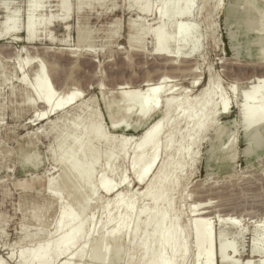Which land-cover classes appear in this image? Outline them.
Here are the masks:
<instances>
[{
    "label": "rangeland",
    "instance_id": "obj_1",
    "mask_svg": "<svg viewBox=\"0 0 264 264\" xmlns=\"http://www.w3.org/2000/svg\"><path fill=\"white\" fill-rule=\"evenodd\" d=\"M171 1L68 0V30L64 24L56 22L46 32L39 30L43 38L40 36L33 45L10 40L0 42V258L5 264H17L24 250L54 245L60 234L57 224L61 203L75 210L79 220L86 221L82 231L84 240L77 246L81 251L79 258L70 257L71 261L69 252L59 258L53 256L51 264L67 260L71 264H101V258L90 259V252L100 228L96 222L104 219L112 203L110 196L97 191L98 187L107 178L115 185H123H120L122 196L132 194L140 200L139 194L145 187L135 184L131 162L137 140H141L155 120V115L124 103L123 92H142L147 81L156 83L161 78H167V92L162 99L165 95L170 96L171 89L180 104L193 101L212 80L211 100L219 103L222 94L230 103L229 114L220 117L219 130L207 131L191 149L193 165L183 172V182L173 196L181 219L180 231L183 234L189 225L187 215L194 203L210 201L216 214L222 217L231 214V217L243 220L242 235L229 226L223 231V239L235 244L237 252L230 254L233 260H238V264L248 260L261 264V259H251L250 253L256 238L255 222L264 217V137L258 145L245 131L239 107L243 104L247 83L264 71L256 57L259 49L264 48V40H260L264 37V0H255L259 9L250 17L241 15V3L236 4L232 9L234 13L229 15L234 0H226L220 6L217 0H192L194 5L189 18L169 19L165 23L169 32L180 23L195 28L194 38L199 46L189 62L176 60L178 48L175 43L169 46L171 57L154 52L159 12ZM187 1L181 0V5ZM4 2L6 7H3ZM28 2L0 0V22L7 12L18 10L21 39L27 24ZM147 6L151 12H142L141 9ZM59 12L58 2L49 1L34 16L36 20L48 21ZM46 34H52L55 42H47ZM192 47L190 42L185 50L190 51ZM68 50L77 51L75 59L67 58ZM35 55L45 66L56 98L69 100L66 110L45 120H38L36 115L43 112V107L32 105L34 97L30 88L19 81L22 72L18 63ZM173 61L180 66H174ZM189 64L193 65L187 67ZM36 70L33 66L23 70L27 84H32ZM95 118L99 119L98 128L104 135L101 139H89L84 131ZM75 125L83 132L77 134ZM179 129H185L184 123ZM75 137L79 138L80 144L87 143L85 152L76 155L77 164L88 163L93 152L100 151L89 186L73 175L68 162L56 164L53 159L61 142L66 151L75 153L78 148ZM233 138L235 144L230 150ZM105 139H112L113 145L106 147ZM124 139L127 140L125 147L122 146ZM164 154V148L160 149L152 172ZM62 178L67 179V188L59 189L58 204L49 197L55 190L50 191L46 181H61ZM142 204L147 205V202ZM220 228L217 224L216 235L214 231V244L217 245L221 240ZM127 245L117 262L112 261L113 255L109 254L110 264L138 262V256L131 255L135 251L130 252ZM158 248L156 245L155 250ZM187 249L189 255L194 254L191 245ZM187 264L195 263L190 257Z\"/></svg>",
    "mask_w": 264,
    "mask_h": 264
},
{
    "label": "bare ground",
    "instance_id": "obj_2",
    "mask_svg": "<svg viewBox=\"0 0 264 264\" xmlns=\"http://www.w3.org/2000/svg\"><path fill=\"white\" fill-rule=\"evenodd\" d=\"M49 1L58 2L60 7L59 14L51 16L48 21L43 19L36 20L35 12ZM133 1L139 2L140 0ZM217 2L220 6L226 0H217ZM28 3L27 24L24 29L23 39L19 36L20 27L17 24L19 13L18 10H14L13 12H7L0 22V42L10 40L15 43L33 45L39 41L40 36L43 38V33L39 35V30L43 29L45 31L51 24L56 22L64 24L65 29L68 30L69 24L67 20L70 11L68 0H29ZM238 3H241L239 6H243L241 15L244 14L247 17H250L251 13L258 8L255 0H234L228 10L229 15L234 13L232 9H235ZM193 5L192 0L187 1L184 5H181V0H173L160 10L154 49L157 55L171 57L169 46L175 43L178 48L177 61L180 59H184L186 62L193 60L192 55L199 46L198 40L194 38L195 28L190 24L183 23L177 24L170 32L165 28V23L169 19L175 17L178 18L177 20L189 18L192 14ZM3 7H6L5 2ZM141 11L150 13L151 8L147 6ZM262 18L264 19V17ZM242 22H244L243 18ZM262 23L264 22L262 21ZM244 26L247 25L245 24ZM262 27L264 28V26ZM45 36L46 38H44L47 42H55L52 34L50 36L46 34ZM260 40H264V37L260 38ZM190 42H192L193 47L190 51H186V46ZM23 49V47L20 49L21 53ZM8 50L4 49L6 52ZM48 50L47 48V53ZM259 51L256 57L260 60V64L264 66V48L259 49ZM69 52L67 58L75 59L77 51L71 50ZM93 62L96 63L95 60ZM18 64L22 72V77L19 79L20 84L27 89L30 88L34 97L32 105L35 107L38 104L43 107V112L39 116L36 115L38 120L39 118H42V120L48 119L69 107V100L65 101L56 98L53 85L50 84L51 81L46 75L45 66L36 55L30 60L27 58ZM172 64L180 66L175 61ZM192 65L186 66L191 67ZM28 66H33V69H37L31 85L27 84V79L23 72ZM191 71L194 70L191 69ZM259 74H255L254 79L247 83V89L244 88V96H242L244 98L243 104L239 107L243 127L256 140L258 145L264 137V71ZM166 79L161 78L156 83L147 81L143 85L144 90L142 92H123L124 103L126 101L133 106H137L142 112L151 114V116L155 115V120L143 133L141 140H137L135 157L131 162L135 184L145 187V190L141 192V195L139 194L140 200H137L134 195L131 196L132 194L127 197L122 196L123 192L121 194L120 191L122 184H120L121 186L115 185L107 178L101 181L97 191L110 196L112 206L106 211L104 219L101 222L99 221V223L96 222V225L100 228L94 237L90 259L95 261L101 258V264H110L109 262L112 259L109 258V254H112L114 258L112 261L116 260L117 262L125 244H128L131 249L130 252L132 250L135 251V253L131 254L132 257L138 256L136 264H187L190 257L195 264H238V260H233L234 257L232 258L231 256L237 252L235 244L230 242V240L223 239V231L229 226L237 230L239 236L242 235V230H244L242 229L243 220L233 218L230 216L231 214L225 217L216 214V210L213 209L215 207L212 206L210 201L196 202L188 212L189 225L182 234L180 231L181 219L176 212V202L173 200L174 194L179 190L183 182V172L193 165L192 147L198 143V139L207 131L212 129L219 130L220 117L229 114V100L222 94L219 97V103L211 100L210 91L214 87L212 80H210L209 85H205L202 88L193 101L180 104L178 97L173 96L174 93H172L171 89L169 90L171 92L170 96L165 95L164 99H162L161 96L167 92L165 91ZM195 84L196 82L193 85ZM71 94L74 95L75 93ZM166 96L168 97L165 98ZM183 123L185 129L180 130L179 128ZM98 124L99 119L95 118L84 129L89 139H101L104 137L103 132L98 128ZM75 131L77 134L83 132L78 125H75ZM178 135V140H176ZM74 143H77L78 146L75 153L66 151L64 143L58 144L56 154L52 151L55 154L53 159L56 164L68 162L73 175L89 186L93 179V168L99 160L100 151L95 150L89 162L80 165L76 163L75 158L77 154L85 152L87 143L80 144L78 137H75ZM126 143L127 140L124 139L122 146L125 147ZM234 144L235 138L231 140L230 150L233 149ZM112 145V139H105L106 147H111ZM163 148L165 154L155 171L152 172L159 159L160 149ZM65 180L67 179L46 181L48 189L50 191L55 190V192L50 193L49 197L58 204H60L59 189L61 191L63 188H67ZM53 186L55 187L53 188ZM122 189L124 191V187ZM142 202H147V205H141ZM59 208L60 220L57 225L60 234L58 240L53 246H47L43 249L24 250L19 255L17 264H51L53 256L59 258V256L69 252L71 253L69 258H79L81 251L77 246L82 244V240H84L82 231L86 221L79 220L76 211L62 203ZM217 224L221 227L219 245L214 244V231L216 235ZM255 236L250 258H260L261 264H264V217L260 221L257 220L255 222ZM171 240H175L172 245L169 244ZM237 243L239 242L237 241ZM156 245L159 248L155 250ZM189 245L193 247L194 254L189 255L187 249ZM242 246L245 245L243 244ZM67 261L59 264H71L72 259L70 262ZM0 264H5L1 258ZM245 264L254 263L252 260H248Z\"/></svg>",
    "mask_w": 264,
    "mask_h": 264
}]
</instances>
